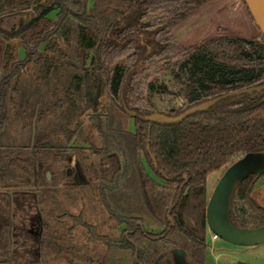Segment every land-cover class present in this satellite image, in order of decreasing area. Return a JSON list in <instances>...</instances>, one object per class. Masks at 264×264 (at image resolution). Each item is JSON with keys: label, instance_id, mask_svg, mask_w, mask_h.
Segmentation results:
<instances>
[{"label": "trees", "instance_id": "trees-1", "mask_svg": "<svg viewBox=\"0 0 264 264\" xmlns=\"http://www.w3.org/2000/svg\"><path fill=\"white\" fill-rule=\"evenodd\" d=\"M208 1L92 0L90 5L88 0H0V34L18 38L24 52L22 59H14L6 45L2 53V68L9 71L0 77V130L5 90L30 62L38 66V78L43 80L54 72L57 54L74 66L62 96L52 104L57 110L70 106L82 90L89 97L85 106H92L99 84L107 89L106 112L92 107L90 116L100 145L76 144L74 130L65 122L49 120L52 108L41 96L34 105L22 110L17 106L26 117L23 126L35 118L31 141L9 149L0 145V190L38 181L36 167L49 168V157L56 158L67 147L72 150L89 189L124 226L118 237L100 234L82 219V212L64 211L62 215L73 221L67 233L81 225L90 238L105 245L98 264H153L162 252L170 257L173 248L183 249L202 264L207 248V176L246 154H264V90L221 100L175 123L148 119L155 112L145 93H171L161 80L165 74L179 82L184 100L181 106L160 112L169 117L225 93L264 84V33L245 1L258 36L217 26L192 45L177 41L175 26ZM27 10L32 11L28 19L11 23L13 16ZM59 40L73 46L72 51L60 49ZM129 117L133 130L127 126ZM59 130L61 138L56 135ZM92 154L113 159L114 165L103 167L101 161L91 160ZM263 176L264 171L247 173L233 192L229 216L240 227L264 224V206L251 196ZM38 184L33 201L43 205L56 197L54 189ZM13 202L15 194L0 192V264H42L47 252L71 264L92 262L41 218L42 214L55 220L62 216L39 206L28 227L25 216L18 223L14 220Z\"/></svg>", "mask_w": 264, "mask_h": 264}, {"label": "rangeland", "instance_id": "rangeland-1", "mask_svg": "<svg viewBox=\"0 0 264 264\" xmlns=\"http://www.w3.org/2000/svg\"><path fill=\"white\" fill-rule=\"evenodd\" d=\"M243 1L245 0H209L191 16L175 26L173 29L175 38L183 45H192L210 35L217 26L227 27L243 36H258V30L251 21ZM31 15V10L24 11L13 16L11 23L26 20ZM254 23L256 24L255 20ZM3 26L9 27L7 24H3ZM6 45L11 48L14 59H22L24 56L18 38H8L4 34H0V77L3 73L9 71V68L3 69L1 64L2 53ZM59 47L67 52H71L73 48V46H67L63 40H59ZM67 59L59 54L55 55L56 66L54 72L44 80L38 78V66L32 62L20 69L17 80L15 78L11 80L2 101L3 126L0 130V145L3 148L9 149L16 146V144L31 141L37 123L35 118L32 117L29 123L23 126L26 117L22 112L19 111L18 113L17 106L19 105L18 107L22 110L26 105H34L39 96L52 108L49 115L51 122H65L70 129L75 131L76 144L87 147L88 143L92 142L100 145V135L96 128L92 126L90 116L93 111L92 107L101 114L106 112L110 98L103 84H99L91 98L90 103H92V106H85L89 97L85 95V90H82L75 96L70 106H66L62 110L52 107L53 102L62 96L64 88L75 71L74 66L70 65ZM161 80L168 85L171 93H145L147 105L155 113L175 109L184 102L179 95L180 84L176 79L169 74H165L161 76ZM127 126L129 130L134 129L133 119L130 117L127 119ZM56 135L61 138V131H57ZM239 159L243 161L242 173L239 176L253 169H264V154L244 155ZM91 160L101 161L103 167H112L115 162L113 159L95 154L91 155ZM118 161H121V158H118ZM48 163L49 168L36 167L41 175L38 181H31L19 185V187L7 189L11 192L19 191L21 193L16 196V202L11 204L13 211L16 210L14 220L18 223L21 220L20 218L25 216V223L29 227L31 220H33L31 215L40 210L39 206L44 210L51 209L55 215L62 217L55 220V218H49L47 215L42 214L41 218L49 221L53 229L64 233L65 237H68L70 242L77 247L80 254L92 258V262L79 261V264H98L100 256L105 252V245L90 238L88 230L81 225H77L71 232L67 233L66 230L71 227L73 221L69 216L62 215L64 211L72 215H78L82 212V219L93 225L100 234L118 237L124 226L116 223L108 214L100 199L89 189L88 182L79 170L77 158L69 147L56 158L49 157ZM221 174L222 171L220 170L209 173L206 185L207 195L217 188ZM239 178L236 176L231 183L222 187V198L228 210L227 215L229 214L230 199ZM262 178L257 181L255 186H259ZM15 181H17L16 178ZM40 182H43L47 188L56 191V197L46 200L43 205L32 199V194L40 187L38 184ZM146 227L155 232L159 230L151 225ZM205 235L208 246L202 264H264V244L250 247L236 245L219 237L213 238V232L209 229L206 230ZM53 255V252H47L45 255L46 262L43 260L42 264H71L66 258L54 259L52 258ZM126 256L128 259L130 252Z\"/></svg>", "mask_w": 264, "mask_h": 264}, {"label": "water", "instance_id": "water-1", "mask_svg": "<svg viewBox=\"0 0 264 264\" xmlns=\"http://www.w3.org/2000/svg\"><path fill=\"white\" fill-rule=\"evenodd\" d=\"M245 2L256 24L259 26L261 31L264 33V27L262 26L261 19L259 18L257 13L253 10L249 1L245 0ZM260 90H264V84L225 93L208 102L196 105L176 117H169L161 113H153L152 115L148 117V119L150 121L175 123V122L183 120L187 116L192 115L194 113L206 111L212 106H214L215 104H217L218 102H220L221 100H224V99H227L233 96H238L241 94L260 91ZM246 155H250V154H246ZM242 166H243V161L242 159H239L235 161L232 165H230L220 177L218 181V186L215 189L207 205V209H206L207 225L209 229L217 237L223 240H226L230 243L245 246V247L258 246V245L264 244V224L255 226V227L238 226L236 223H234L230 219L229 214L227 215L228 210L226 208V205L224 204V199L222 198V187H224L225 184L231 183L235 179L236 176L238 178L240 177L238 180V183H239L241 178L249 172H263L264 171V169H259V170L253 169L239 176V174L242 173L241 171ZM230 202H231V199H230ZM229 209H230V204H229ZM172 223L173 222H171V224ZM172 252L176 255L178 261L181 263V255L184 252L183 249L174 248Z\"/></svg>", "mask_w": 264, "mask_h": 264}, {"label": "flooded vegetation", "instance_id": "flooded-vegetation-1", "mask_svg": "<svg viewBox=\"0 0 264 264\" xmlns=\"http://www.w3.org/2000/svg\"><path fill=\"white\" fill-rule=\"evenodd\" d=\"M228 168V167H227ZM226 168V169H227ZM226 169H224L223 171H222V174L224 173V171L226 170ZM222 174L220 175V177L222 176ZM220 179V178H219ZM215 191V190H214ZM214 191L211 193V194H209V195H207V205H208V203H209V201H210V198H211V196L213 195V193H214ZM206 209H207V206H206ZM207 229H209V227H208V225H207V217H206V230ZM206 230H205V233H206ZM210 230V229H209ZM211 231V230H210ZM213 235H215L214 233H213ZM155 238H158L159 236H154ZM213 237V236H212ZM217 236L215 235V238H216ZM205 239H206V235H205ZM206 243H207V241H206ZM207 246H208V244H207ZM174 249V248H173ZM172 249V250H173ZM172 250H171V252H170V257H167V256H165V252H162V253H160V254H158L157 256H156V258H155V260H154V263L153 264H198L192 257H190L189 255H187L186 254V252L184 251L183 252V254L181 255V263L178 261V259H177V257H176V255L172 252Z\"/></svg>", "mask_w": 264, "mask_h": 264}, {"label": "crops", "instance_id": "crops-1", "mask_svg": "<svg viewBox=\"0 0 264 264\" xmlns=\"http://www.w3.org/2000/svg\"><path fill=\"white\" fill-rule=\"evenodd\" d=\"M88 3L91 5L92 0H88ZM0 192H11V191H7L5 189H2V190H0ZM13 192H15V193H13ZM13 192H11V194H15L16 196L21 194V193H19V191H13ZM251 196L257 204L264 206V176H263L262 181L259 184V186H255L254 189L252 190Z\"/></svg>", "mask_w": 264, "mask_h": 264}, {"label": "bare ground", "instance_id": "bare-ground-1", "mask_svg": "<svg viewBox=\"0 0 264 264\" xmlns=\"http://www.w3.org/2000/svg\"><path fill=\"white\" fill-rule=\"evenodd\" d=\"M253 10L257 13L264 27V0H248Z\"/></svg>", "mask_w": 264, "mask_h": 264}, {"label": "built area", "instance_id": "built-area-1", "mask_svg": "<svg viewBox=\"0 0 264 264\" xmlns=\"http://www.w3.org/2000/svg\"><path fill=\"white\" fill-rule=\"evenodd\" d=\"M213 238H215V235H213Z\"/></svg>", "mask_w": 264, "mask_h": 264}]
</instances>
